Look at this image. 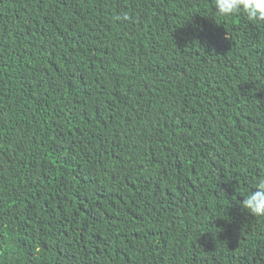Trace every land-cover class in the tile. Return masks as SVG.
Listing matches in <instances>:
<instances>
[{
  "label": "trees",
  "instance_id": "16d2710c",
  "mask_svg": "<svg viewBox=\"0 0 264 264\" xmlns=\"http://www.w3.org/2000/svg\"><path fill=\"white\" fill-rule=\"evenodd\" d=\"M264 22L212 0H0V264H264Z\"/></svg>",
  "mask_w": 264,
  "mask_h": 264
},
{
  "label": "clouds",
  "instance_id": "9594fccd",
  "mask_svg": "<svg viewBox=\"0 0 264 264\" xmlns=\"http://www.w3.org/2000/svg\"><path fill=\"white\" fill-rule=\"evenodd\" d=\"M217 14L230 18L238 14L244 15L249 21L264 22V0H212ZM240 208L251 217H264V176L258 177L251 189L239 194Z\"/></svg>",
  "mask_w": 264,
  "mask_h": 264
}]
</instances>
